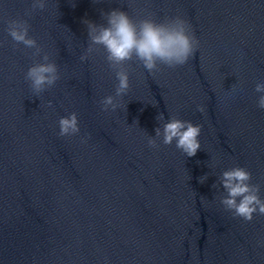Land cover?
I'll return each mask as SVG.
<instances>
[{"label":"water","instance_id":"water-1","mask_svg":"<svg viewBox=\"0 0 264 264\" xmlns=\"http://www.w3.org/2000/svg\"><path fill=\"white\" fill-rule=\"evenodd\" d=\"M113 9L134 22L179 16L199 48L186 64L152 73L126 61L127 95L104 112L115 73L100 46L87 62L79 56L83 21L106 24ZM13 19L26 20L57 63L60 79L39 97L24 74L41 57L8 35ZM259 80L264 0H47L35 10L31 0H0V264H264V215L234 216L212 187L240 166L264 198ZM71 112L81 132L61 137L58 120ZM161 113L201 125L194 157L147 145Z\"/></svg>","mask_w":264,"mask_h":264},{"label":"clouds","instance_id":"clouds-1","mask_svg":"<svg viewBox=\"0 0 264 264\" xmlns=\"http://www.w3.org/2000/svg\"><path fill=\"white\" fill-rule=\"evenodd\" d=\"M47 0H31V8H45ZM26 14H31L26 13ZM106 24H96L84 20L88 30V46L79 56V60L87 62L97 46L104 49L106 62L115 73V95H108L100 100L101 111L115 112L121 108L117 98L127 95L129 89V74L123 65L135 57L152 73L159 64L168 67L181 66L198 50L199 40L190 33L187 21L179 16L156 22L151 18H142L134 22L127 12L113 9L103 14ZM30 25L26 20L13 19L8 22L7 33L17 44L32 49L33 57L40 56L39 61L30 65L24 74V79L35 96H40L45 90L52 88L60 79L57 63L47 53H43L37 40L29 35ZM43 53V55H41ZM256 104L264 110V80L255 85ZM47 107H53V101L47 102ZM197 111L203 113L202 105H197ZM156 119L160 126L154 129L155 136L147 137V145L156 149L157 140L163 145H172L186 157H194L201 148L199 136L201 125L190 120H182L159 114ZM61 137H72L80 134L81 129L77 113L71 112L58 120ZM87 134L80 137V142L86 144ZM208 174L199 177L203 184ZM252 175L244 167L236 166L223 170L212 187L220 192V204L236 217L251 221L254 215H264V198L260 196V185L251 183ZM222 188V191L220 189Z\"/></svg>","mask_w":264,"mask_h":264}]
</instances>
